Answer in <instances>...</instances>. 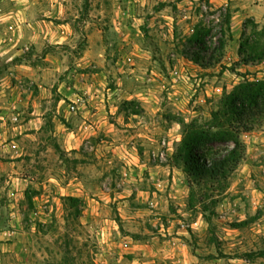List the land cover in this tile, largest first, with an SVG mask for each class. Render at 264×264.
Masks as SVG:
<instances>
[{
	"label": "rangeland",
	"instance_id": "obj_1",
	"mask_svg": "<svg viewBox=\"0 0 264 264\" xmlns=\"http://www.w3.org/2000/svg\"><path fill=\"white\" fill-rule=\"evenodd\" d=\"M0 15L72 31L0 56V264H264V124L242 134L211 226L173 164L181 123H209L242 80L224 65L264 77L238 56L244 31L259 37L245 24L264 29V0H0Z\"/></svg>",
	"mask_w": 264,
	"mask_h": 264
},
{
	"label": "trees",
	"instance_id": "obj_2",
	"mask_svg": "<svg viewBox=\"0 0 264 264\" xmlns=\"http://www.w3.org/2000/svg\"><path fill=\"white\" fill-rule=\"evenodd\" d=\"M225 22L230 32L229 13ZM248 26L259 37L247 35L244 31L238 48L239 62L244 65L261 64L264 62V29L258 31V25L252 22L245 24L246 28ZM190 40L203 42L199 30L193 33ZM225 44L224 37L220 39L222 49ZM200 59L201 56L197 55L195 61ZM224 70L238 74L242 80L231 91L224 93L209 123H181L182 139L173 157V164L188 179V209L198 208L209 226L217 214L218 196L227 189L230 177L245 159L246 145L242 134L264 124V77L251 79L247 73L226 65ZM66 198L78 216L80 200L72 196Z\"/></svg>",
	"mask_w": 264,
	"mask_h": 264
},
{
	"label": "crops",
	"instance_id": "obj_3",
	"mask_svg": "<svg viewBox=\"0 0 264 264\" xmlns=\"http://www.w3.org/2000/svg\"><path fill=\"white\" fill-rule=\"evenodd\" d=\"M71 32L68 22H54L53 20L43 19L19 24L15 23L13 18L0 15V56L12 55L14 57L19 54L21 51V47L19 46H22L19 43L20 41L23 43L25 40H28L31 43H38V41L46 40L51 44H59L62 40H65ZM9 69L13 70V75L17 74L18 77L21 76L20 74L28 76L37 75L36 67L30 65L16 64ZM48 69V67L44 68L46 71H48ZM18 72H20V74ZM37 78H39L38 75L35 79ZM59 91H63L62 84L60 85ZM12 95H14V93H12ZM4 96H7L6 89H1L0 101H2ZM63 101L62 99L59 100V104ZM96 119V114H91L88 111L81 113L80 120L83 122L81 125L82 131L95 132L97 125L94 124L96 123L94 121ZM91 122L93 124H90Z\"/></svg>",
	"mask_w": 264,
	"mask_h": 264
},
{
	"label": "built area",
	"instance_id": "obj_4",
	"mask_svg": "<svg viewBox=\"0 0 264 264\" xmlns=\"http://www.w3.org/2000/svg\"><path fill=\"white\" fill-rule=\"evenodd\" d=\"M69 108H70L71 110H74V109H75V105L72 104V105H70ZM159 156H160L161 158H164V152H161Z\"/></svg>",
	"mask_w": 264,
	"mask_h": 264
}]
</instances>
